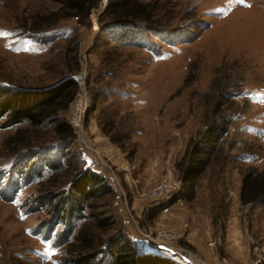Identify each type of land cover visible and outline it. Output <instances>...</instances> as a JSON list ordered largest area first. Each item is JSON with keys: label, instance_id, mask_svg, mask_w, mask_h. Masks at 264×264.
<instances>
[{"label": "rangeland", "instance_id": "374dc122", "mask_svg": "<svg viewBox=\"0 0 264 264\" xmlns=\"http://www.w3.org/2000/svg\"><path fill=\"white\" fill-rule=\"evenodd\" d=\"M63 1L0 0V89L71 78L85 101L79 126H71L74 101L61 114L75 136L69 147L50 125L4 127L0 119V264H69L66 237L83 220L54 225L50 206L83 169L112 186L92 204L110 222L95 231L102 239L121 234L139 253L183 264H264V203L240 201L242 177L264 167V0H136L152 18L136 21L124 46L107 38L118 30L105 8L78 23ZM223 92L225 134L182 189L177 163L211 125ZM145 168L148 188L139 185ZM173 179L174 190L153 194ZM176 203L180 224L185 217L195 228L191 240L187 228L159 218ZM235 217L247 260L228 252Z\"/></svg>", "mask_w": 264, "mask_h": 264}, {"label": "trees", "instance_id": "16d2710c", "mask_svg": "<svg viewBox=\"0 0 264 264\" xmlns=\"http://www.w3.org/2000/svg\"><path fill=\"white\" fill-rule=\"evenodd\" d=\"M99 1L64 0L63 2L64 9L69 12L67 16L75 18L78 23H83L91 10L99 8ZM104 10L110 18V25L118 30V33H107V38L122 46L130 44L132 36H129L131 35L129 30L137 27L136 21L150 23V17L152 18L148 7L137 3L136 0L122 2L108 0ZM76 88V81L68 78L43 89L27 91L0 89V119H4V127L22 123L33 128L50 125L56 136L69 147L74 142L75 136L61 114L67 111L76 94ZM223 94L225 99H218L213 110L214 120L211 125L197 140L188 142L183 157L177 163L176 169L180 175L182 189H185L189 182L192 187L200 178L209 164L208 151L217 139L225 134L227 115H224L226 107L223 108L228 104L226 101L229 93L223 92ZM112 191V186L105 177L83 169L77 171L66 191L61 194L58 203L50 206L53 209L54 225L70 227L74 219L83 220L75 235L70 236L71 240L66 237L69 264H183L179 258L139 253L121 234L105 239L96 235V230H105L110 222L108 218L100 217L101 213H93L97 207L92 204L101 196L112 194ZM52 196L50 194L46 200L50 204L56 197L53 196L52 200ZM182 197L184 193L179 194L176 200ZM240 201L242 204H251L255 207L264 203V167L261 172L252 171L242 177ZM86 210L89 211L86 213Z\"/></svg>", "mask_w": 264, "mask_h": 264}, {"label": "crops", "instance_id": "0c3cea01", "mask_svg": "<svg viewBox=\"0 0 264 264\" xmlns=\"http://www.w3.org/2000/svg\"><path fill=\"white\" fill-rule=\"evenodd\" d=\"M90 161H88V164H89ZM89 167L92 166V164L88 165ZM87 166V167H88ZM127 170V169H126ZM149 168H145L139 175L138 177L141 179V182L139 183V185H141L142 187H150V184L148 183V181L150 180V176L152 174H150V171L148 172ZM93 171H96L95 169H93ZM140 201V200H139ZM141 202V201H140ZM143 203V201L141 202ZM181 203V202H179ZM179 203H176V205L174 204V206L172 207H169L168 210L164 211V213H160L159 215V218L163 217V216H166V219L168 222H170V226L173 227V230H178V228H180L179 225H181V227H184L187 228V223L185 222V217H184V225L183 224H180V221H181V212L182 210L184 209L183 207H181L182 205H179ZM139 204V203H138ZM178 204V205H177ZM141 206H139V208H141ZM182 209V210H181ZM138 211V210H137ZM185 216V215H184ZM239 219H234V221L232 222V232H233V235H230L231 238V241L229 243V246L227 247L229 249V253L230 255L236 257L237 254L239 256H242L244 257L245 260H247V254H243V250L244 248L247 247L248 244H245V242L243 241V244H241L242 242L240 241V239L238 238L239 236L237 235L238 233H240L239 231V222H238ZM162 223V222H161ZM188 229V228H187ZM194 227H191V229H188L187 230V233H188V239L191 240L194 236ZM202 240V239H200ZM202 241H200L201 243ZM241 244V246H240ZM233 245V246H232ZM140 247H137V249H139ZM146 250V249H145ZM148 251H151V249H149ZM147 251V252H148ZM165 254H172V250H167L165 249ZM173 253H176V252H173ZM247 253H249V250L247 249ZM179 255V254H178ZM184 260V259H183ZM185 261V260H184Z\"/></svg>", "mask_w": 264, "mask_h": 264}, {"label": "built area", "instance_id": "2783aa9c", "mask_svg": "<svg viewBox=\"0 0 264 264\" xmlns=\"http://www.w3.org/2000/svg\"><path fill=\"white\" fill-rule=\"evenodd\" d=\"M106 5H107V0H100L99 1V9H101V10L104 9L106 7ZM82 100H83V102H82ZM73 101L75 102L74 103L75 105H74V110H72L73 114L71 117V126L76 127V126H79L81 123V118L79 115L80 108H81L80 105L82 103H85V101H84V98L78 97L76 95L71 102H73ZM176 184H177V181L174 179L171 181H166V183H165V181H161V183L156 187V189L153 190V194L159 195L157 197H160L163 193H166L167 191L174 190L176 187ZM163 190H165V191H163ZM209 245H211V244H209Z\"/></svg>", "mask_w": 264, "mask_h": 264}, {"label": "bare ground", "instance_id": "6f19581e", "mask_svg": "<svg viewBox=\"0 0 264 264\" xmlns=\"http://www.w3.org/2000/svg\"><path fill=\"white\" fill-rule=\"evenodd\" d=\"M162 229V228H161Z\"/></svg>", "mask_w": 264, "mask_h": 264}]
</instances>
